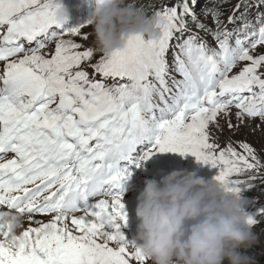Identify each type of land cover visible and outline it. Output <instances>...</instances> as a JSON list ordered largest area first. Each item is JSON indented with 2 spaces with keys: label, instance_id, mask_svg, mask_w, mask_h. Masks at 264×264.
I'll use <instances>...</instances> for the list:
<instances>
[{
  "label": "snow or ice",
  "instance_id": "obj_1",
  "mask_svg": "<svg viewBox=\"0 0 264 264\" xmlns=\"http://www.w3.org/2000/svg\"><path fill=\"white\" fill-rule=\"evenodd\" d=\"M197 3L153 11L159 40L96 61L90 21L66 29L50 0H0V264H145L120 230L122 193L130 168L157 154L192 155L230 191L251 188L255 175L233 177L264 163L246 142L220 146L219 117L229 130L264 124V13L253 23L237 5L229 29L213 10L212 47L188 27L208 31Z\"/></svg>",
  "mask_w": 264,
  "mask_h": 264
},
{
  "label": "clouds",
  "instance_id": "obj_2",
  "mask_svg": "<svg viewBox=\"0 0 264 264\" xmlns=\"http://www.w3.org/2000/svg\"><path fill=\"white\" fill-rule=\"evenodd\" d=\"M50 3L57 23H68L71 13L63 0ZM94 4L89 26L101 56L125 50L134 38L160 39L161 21L130 0ZM137 199V237L130 243L145 264H255L246 250L259 243V236L249 224V201L242 192L173 170L159 181L145 180Z\"/></svg>",
  "mask_w": 264,
  "mask_h": 264
},
{
  "label": "rangeland",
  "instance_id": "obj_3",
  "mask_svg": "<svg viewBox=\"0 0 264 264\" xmlns=\"http://www.w3.org/2000/svg\"><path fill=\"white\" fill-rule=\"evenodd\" d=\"M215 0H198V4H208L210 5L213 10L218 9L219 12H221L223 15L220 16V19H228V15L232 14L234 7H236L237 5H241L244 1V3H250L251 1H253L254 3H258V0H234L236 1L235 5H230V0H220L219 3H217L216 5L214 4ZM158 4V8H161L160 6H170V5H174L176 4V0H158L157 1ZM197 6V4H196ZM195 6V14H196V18L199 20V18L201 17H207L208 15H199L198 11V7ZM209 19V18H207ZM92 28L86 27L85 29H83L82 33L83 35L85 33H88L91 35L92 33ZM71 39H74L76 42H79V40L81 41V43H83L82 37H69ZM92 40V36H90V39L87 41V44L90 45V42ZM233 113H235V109L232 110ZM232 123L236 124V119L235 116H232ZM219 124L222 126V133L219 134V139H218V143L220 144V146L223 148L227 145V143L229 141L228 138L226 139V134L227 133H231L232 135L237 133H239L240 129L241 131H243L245 134L247 132L252 134V129H255L256 131L260 132L259 134H262L264 137V124H261V122L257 119L255 121L252 122V128L250 129L247 126H242L240 127L239 131H236L235 129L233 130H229L227 127V118L224 116L219 117ZM248 124V121L245 120V125ZM212 131L215 133V128L212 129ZM258 134H255V137H259L262 138V136H257ZM243 133L241 135V137H243ZM240 137V136H239ZM233 140H236L238 137H232ZM241 142H244V140L240 139ZM190 156V155H189ZM198 162V161H197ZM199 165L201 166L202 169L206 170L210 176L212 177L213 181L215 180V177L218 175V169L212 168L210 165H204L200 162H198ZM260 173V172H258ZM256 206H259V201H254L251 202L250 206H248L250 208V211H254V210H259L260 208L254 209ZM254 231L256 232V234L259 236V243H257L256 245H254L252 248L255 250V256H256V261L258 262V264H264V223L260 224L258 223L257 225L254 226ZM128 240V239H126Z\"/></svg>",
  "mask_w": 264,
  "mask_h": 264
},
{
  "label": "trees",
  "instance_id": "obj_4",
  "mask_svg": "<svg viewBox=\"0 0 264 264\" xmlns=\"http://www.w3.org/2000/svg\"><path fill=\"white\" fill-rule=\"evenodd\" d=\"M157 1L158 0H130V2H133L135 6L138 8L142 6L147 7L150 4L155 5L154 8L148 9L147 12L148 15H152L153 11H157L160 9L158 8ZM242 133L244 135L243 137H241ZM259 133L260 132L256 131L255 129H252V134L249 132L245 134L240 129L238 135L237 133L233 135L231 133H227L226 139L228 138L227 141L231 140L233 145L237 147L238 151L240 150L239 149V143L241 142L240 139L244 140V142L251 145L257 151L261 159V162L264 163V137L262 134ZM255 134H258L257 136L261 135L262 138L255 137ZM232 137H238V138L236 140H233ZM249 175H255L256 179L251 180L250 181L252 185L251 188L246 187L245 191L243 192V194L249 201L248 206H250L251 202L259 201V206H256L254 209L264 208V168L260 170V173H251L240 177H233V179L248 180ZM246 211L249 212L250 214L252 213L258 219L260 224L264 223V215L259 214L258 210L250 211V208L247 207ZM246 254L254 259L255 264H258V262L256 261L255 250L253 248L247 249Z\"/></svg>",
  "mask_w": 264,
  "mask_h": 264
},
{
  "label": "bare ground",
  "instance_id": "obj_5",
  "mask_svg": "<svg viewBox=\"0 0 264 264\" xmlns=\"http://www.w3.org/2000/svg\"><path fill=\"white\" fill-rule=\"evenodd\" d=\"M244 4V1H243V3H242V5ZM76 11V10H75ZM208 21H205V23H207ZM86 28V27H85ZM84 28V29H85ZM54 47V46H53ZM235 111H236V109H235ZM139 155H141V154H139ZM185 157V162L183 163V164H186V163H190V162H193V161H197V159L194 157V156H192V155H187V156H184ZM204 170V169H203ZM204 171H206V170H204ZM188 172H190V173H194V170L193 169H190ZM195 174V173H194ZM128 241V240H127Z\"/></svg>",
  "mask_w": 264,
  "mask_h": 264
}]
</instances>
